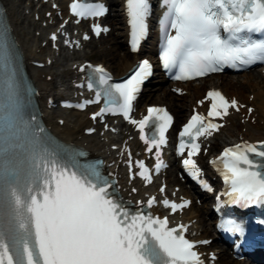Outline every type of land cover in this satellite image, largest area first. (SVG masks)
I'll return each instance as SVG.
<instances>
[{
	"label": "snow or ice",
	"instance_id": "obj_1",
	"mask_svg": "<svg viewBox=\"0 0 264 264\" xmlns=\"http://www.w3.org/2000/svg\"><path fill=\"white\" fill-rule=\"evenodd\" d=\"M161 6L166 10L159 21V61L163 69L175 72V80L189 81L225 69L264 63V0H161ZM69 7L77 18L101 17L106 11L101 3L81 0H72ZM149 7L148 0H126L133 52L145 36ZM92 31L99 36L107 29L94 24ZM57 38L55 33L50 36L52 41ZM82 38L89 39L87 35ZM64 43L73 44L67 39ZM13 62L14 45L0 22V80L5 84L0 92V111L10 109L8 116L18 120L25 136H30L27 145L12 144L10 139L15 134L5 136L0 124V264H204L194 250L197 242L185 237L187 226L169 227L167 217L145 214L141 208L132 211L116 198V181L109 179L113 174L102 173L103 161L81 162L84 152L50 147L44 129L34 123L35 116L29 123L19 115ZM79 71L86 73V87L94 96L66 106L84 110L103 101L91 119L103 122L105 115L121 116L133 125L146 151L155 150L154 168L159 173L165 166L162 147L168 144L166 133L173 117L165 108L155 106L148 107L147 115L139 120L131 115L143 83L152 75L150 62L140 61L121 82H111L103 66L85 63ZM206 99L210 100L207 115L194 111L178 133L177 155L187 152L182 165L194 179L201 171L194 159L201 151L200 138L207 139L219 131L223 124L214 121H223L230 109L238 112L244 107L219 90H209ZM247 111L251 114L253 109ZM0 120L4 121V117L0 116ZM11 127L10 123V130ZM149 127L153 129L151 135L145 131ZM104 128L108 130V125L104 124ZM85 131L92 134L95 129ZM123 151L128 153L129 179L138 176L150 184V170L144 161L136 162L139 171L133 174L131 153L127 148ZM210 163L222 177L224 195L231 204H264V141L242 140L224 147ZM164 191L161 187L160 192ZM156 202L155 197L147 199V207ZM143 203L136 201L137 205ZM161 203L172 214L189 205L187 200L177 203L163 199ZM219 227L232 234L243 231L233 219L224 220Z\"/></svg>",
	"mask_w": 264,
	"mask_h": 264
},
{
	"label": "bare ground",
	"instance_id": "obj_2",
	"mask_svg": "<svg viewBox=\"0 0 264 264\" xmlns=\"http://www.w3.org/2000/svg\"><path fill=\"white\" fill-rule=\"evenodd\" d=\"M20 0H3V2L8 7V16L13 28V33L16 36V40L20 45V48L23 52L24 58L26 62L31 59L38 61H45L44 56L42 55L43 49L36 43L34 38H28L26 34V30L24 28H20V24L22 22V14L18 15L16 12V7L19 6ZM15 3V4H14ZM14 4V5H13ZM27 8H23L22 11ZM24 15V14H23ZM24 20H28L27 16H24ZM29 23V20H28ZM116 61L110 66L112 68H116L117 75H120L122 71L128 64L130 58L123 52L122 49L117 51L116 53ZM129 59V60H128ZM71 69H68L66 66H61L58 71H54L52 67L48 68L47 72L43 74L42 70L39 69L36 73H31L33 80L35 81L40 94L47 93L52 95L60 94L66 92V87L68 86V79L71 75ZM47 76L51 77V80L48 81ZM243 85L237 86L236 81L234 79L222 78L220 86L223 87L226 93L232 96H236L242 101H246L248 99V95L244 90H248V92L253 94L252 102L256 105L257 109L260 111H256L254 113V117L256 118L257 124L251 125L250 123L245 124L243 126H227L224 130H222L217 136H215L213 140V146L218 143V140H224L233 138L237 140L241 135L245 137L247 134L251 132V129L256 131H264V118L262 116V109H264V93L262 89H258L257 82L253 80L252 75L243 77ZM264 83V79H262ZM199 89H193V96L190 99L181 98L178 102L172 100L170 103V97L162 99L163 102L168 103L173 112L176 114L177 118L180 117L182 113H184L187 103L191 101L192 97H195L199 94ZM44 103V100H43ZM45 119L47 124L51 127V129L62 139L66 141H71L76 144L82 145L89 150V152L93 155L105 154L108 151V146L105 147L103 141H100L98 137H83L80 132L82 128L88 124V120L84 113H73L69 112L65 116H57L53 112L44 110ZM58 118L64 119V124L60 126L58 124ZM244 129V132H243ZM264 136V134H261ZM108 135L103 136L102 140L107 138ZM261 137L260 135L258 138ZM257 138V139H258ZM114 143V142H113ZM194 217V213L192 211L185 212L182 215V219L185 221H189Z\"/></svg>",
	"mask_w": 264,
	"mask_h": 264
},
{
	"label": "rangeland",
	"instance_id": "obj_3",
	"mask_svg": "<svg viewBox=\"0 0 264 264\" xmlns=\"http://www.w3.org/2000/svg\"><path fill=\"white\" fill-rule=\"evenodd\" d=\"M256 82H257V81H256ZM257 83H258V82H257ZM236 85H237V86H240V88H242L240 83H237ZM243 91H245L246 93H248V90H244V89H243Z\"/></svg>",
	"mask_w": 264,
	"mask_h": 264
}]
</instances>
